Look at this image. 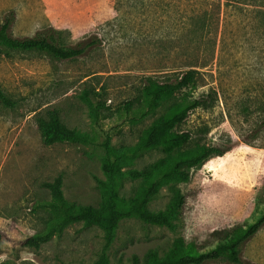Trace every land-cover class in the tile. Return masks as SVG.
<instances>
[{"label": "rangeland", "instance_id": "rangeland-1", "mask_svg": "<svg viewBox=\"0 0 264 264\" xmlns=\"http://www.w3.org/2000/svg\"><path fill=\"white\" fill-rule=\"evenodd\" d=\"M7 17L15 37L53 29L66 46L93 43L74 59L0 49V88L15 103H0V229L43 230L49 212L42 204L50 199L43 183L58 175L69 201L96 206L100 200L103 150L44 144L37 119L48 109H57L69 128L108 137L116 148L130 146L184 95L138 119L144 77L173 81L190 67L198 73L189 92L201 105L176 128L191 135L181 150L215 146L224 153L192 169L186 182L161 186L149 203L151 210L163 209L179 189L185 202L173 227L122 220L108 264H132L133 255L141 259L151 248L162 253L178 237L207 249L233 226L264 213V0H0V24ZM85 89L94 104L103 103L97 122L82 99ZM165 156L148 151L133 167L147 168ZM140 185L126 182L120 193L132 196ZM102 243L99 227L76 222L36 249L1 242L0 262L92 264ZM240 254L250 264H264V225ZM208 264L230 263L219 258Z\"/></svg>", "mask_w": 264, "mask_h": 264}, {"label": "trees", "instance_id": "trees-1", "mask_svg": "<svg viewBox=\"0 0 264 264\" xmlns=\"http://www.w3.org/2000/svg\"><path fill=\"white\" fill-rule=\"evenodd\" d=\"M12 19L7 17L0 24V49L37 50L46 52L58 59H74L83 55L93 43L82 41L66 46L58 39L53 29H45L30 37H15L10 33ZM192 66V65H190ZM198 70L190 67L173 81H157L151 76L144 77L141 88L138 119L149 115L162 102L179 93L181 100L170 106L166 112L145 127L137 141L130 146L116 148L108 137L96 139L88 132L67 127L60 119L57 109L46 111V118H38L37 124L42 141L46 145L58 142H71L99 146L103 150L100 169L103 177L96 178L100 200L96 206L80 205L69 201L62 193V177L56 176L43 186L50 192V199L42 205L49 212V219L43 230L34 233H20L11 229H0V243L10 247L36 249L53 234L60 232L69 224L81 222L84 226H97L102 230L103 243L92 264H108L109 252L116 239V231L124 219L134 218L145 224L173 227V221L181 213L185 197L179 189H173L172 196L163 209L151 210L148 205L156 197L161 186L186 182L190 172L204 163L211 155H223L224 151L215 146H201L194 150L182 151L190 140L189 131L176 128L185 120L188 113L201 102L190 95L189 89L196 87ZM85 89L82 99L89 106L94 122L99 118V108L103 103L94 104ZM0 103L12 108L15 103L0 88ZM126 110L131 102L124 104ZM138 119H133L134 121ZM151 150H160L166 156L150 164L147 168L133 167L136 159ZM174 155V156H173ZM140 181L141 185L134 195L126 197L120 189L126 182ZM264 225V213L254 222L233 226L218 242L210 248L198 247L195 243L178 237L162 253L157 248L147 250L141 259L133 255L132 264H208L210 261L224 258L230 264H250L240 254L241 246ZM0 264H15L2 261Z\"/></svg>", "mask_w": 264, "mask_h": 264}, {"label": "bare ground", "instance_id": "bare-ground-1", "mask_svg": "<svg viewBox=\"0 0 264 264\" xmlns=\"http://www.w3.org/2000/svg\"><path fill=\"white\" fill-rule=\"evenodd\" d=\"M44 10V9H43ZM45 13V12H44Z\"/></svg>", "mask_w": 264, "mask_h": 264}]
</instances>
